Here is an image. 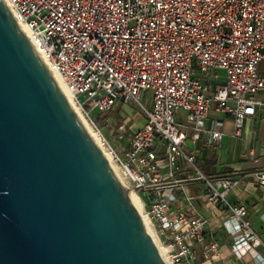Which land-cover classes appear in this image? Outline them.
I'll return each instance as SVG.
<instances>
[{"label":"built area","instance_id":"built-area-1","mask_svg":"<svg viewBox=\"0 0 264 264\" xmlns=\"http://www.w3.org/2000/svg\"><path fill=\"white\" fill-rule=\"evenodd\" d=\"M15 22L25 26L31 44L43 52L75 105L92 129L93 113L105 115L117 105L138 107L144 123L132 131L122 157L102 137L120 178L140 199L142 212L168 264H195L198 249L204 260L218 255V245L205 234L206 219L183 202L173 189L199 181L198 197L221 207L234 224L229 230L239 257L264 245L246 220L243 205H231L229 192L239 180H210L188 152L201 136L216 146L221 123L207 124L212 108L229 115L234 136L241 137L264 94V0H4ZM217 84L209 95L208 82ZM151 92V110L142 94ZM187 113L179 128L176 115ZM109 123V120H105ZM189 130V138L186 135ZM185 180L177 178L183 170ZM264 185V173L258 177Z\"/></svg>","mask_w":264,"mask_h":264},{"label":"water","instance_id":"water-1","mask_svg":"<svg viewBox=\"0 0 264 264\" xmlns=\"http://www.w3.org/2000/svg\"><path fill=\"white\" fill-rule=\"evenodd\" d=\"M0 264H164L2 0Z\"/></svg>","mask_w":264,"mask_h":264},{"label":"crops","instance_id":"crops-1","mask_svg":"<svg viewBox=\"0 0 264 264\" xmlns=\"http://www.w3.org/2000/svg\"><path fill=\"white\" fill-rule=\"evenodd\" d=\"M259 69L264 73V61L261 62ZM219 74L221 76L219 81L207 83L209 95H212L217 84L223 83L222 73ZM258 98L263 105L256 108L253 117L245 119L241 137L234 136L232 117L217 111L213 105L208 114L207 124L221 123L219 130L222 138L219 144L208 145L205 136H201L193 147L189 145V140L186 144L188 152L193 151L195 154V164L205 177L212 181L225 178L239 180L237 187L229 192L227 200L231 205L246 207V220L264 245V185L258 181V177L264 173V94H259ZM143 123L144 121L139 123L135 130ZM190 133L186 130L188 138ZM181 165L183 170L177 178L185 180L189 172L183 164ZM204 192L205 185L199 181H187L184 191L173 189L171 192L180 199V207L182 202L187 217H191L192 213L189 212L183 198L185 195L195 198L196 212L207 221L206 237L218 245V255L208 261L204 260L201 249H198V260L195 264H264L260 249L246 252L241 257L237 255L233 247V238L229 233V230L234 228V224L227 221L228 214H221L219 205L207 204L198 198Z\"/></svg>","mask_w":264,"mask_h":264},{"label":"rangeland","instance_id":"rangeland-1","mask_svg":"<svg viewBox=\"0 0 264 264\" xmlns=\"http://www.w3.org/2000/svg\"><path fill=\"white\" fill-rule=\"evenodd\" d=\"M141 104L147 110H151V92L145 91L142 94ZM106 119L109 120V123H106ZM186 119L187 113L180 111V113L176 115L177 126L179 128L186 126ZM92 120L98 127L101 136L105 138L118 156L122 157L123 147L129 134L139 126V123L144 121V118L138 107H133L131 105L120 107L117 105L105 115L97 112L93 113ZM85 121H87L88 125L92 129L90 122L86 119ZM94 132L97 133L95 130Z\"/></svg>","mask_w":264,"mask_h":264},{"label":"bare ground","instance_id":"bare-ground-1","mask_svg":"<svg viewBox=\"0 0 264 264\" xmlns=\"http://www.w3.org/2000/svg\"><path fill=\"white\" fill-rule=\"evenodd\" d=\"M2 2L5 4L6 8L8 9V11L11 14V11L9 10V8H8L7 4L5 3V1L2 0ZM16 24H17L19 30L21 31L22 35L25 37V39L31 45V47L34 50V52H35L36 56L38 57V59L41 61V63L44 65V67L47 69V71L51 75L53 81L55 82V84L59 88L63 98L66 101V103L70 106V108L72 109V111L74 112L76 117L79 119V121L81 122V124L85 128V130L88 133L91 141L94 143V145H96L98 150L102 153L103 157L105 158L106 162L111 167V169L113 170V172L116 175V177H117L118 181L120 182V184L126 189L128 197H129L130 201L132 202L134 208L136 209L138 215L140 216V218H141V220H142V222H143V224L145 226L146 231L148 232L149 236L151 237L152 241L154 242V245L156 246L160 257L162 258L164 264H168L166 262L165 258H164V254H163L162 250L158 246V244L156 242V239H155L154 235L152 234V232L150 230L149 223H148L147 219L143 215L142 204L140 202V199L138 198V196L132 190H129L127 188L125 182L120 178L116 167L112 163V158L110 157V155L105 151V149L102 146V137H100V134L95 133L94 130L90 128V126L88 125L87 121H85V118L83 117L82 113L80 112V109L75 105V103L73 101L72 94L70 93V91L65 86L61 76L57 72L53 71L48 66V63H47V61H46V59H45V57L43 55V52L41 50L37 49L36 47H34L31 44L30 33H29L28 29L25 26H23V25H21V24H19L17 22H16ZM140 207H141V210H140Z\"/></svg>","mask_w":264,"mask_h":264}]
</instances>
